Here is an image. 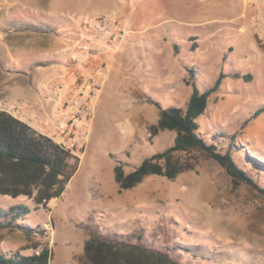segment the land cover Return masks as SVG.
<instances>
[{
    "label": "rangeland",
    "instance_id": "1",
    "mask_svg": "<svg viewBox=\"0 0 264 264\" xmlns=\"http://www.w3.org/2000/svg\"><path fill=\"white\" fill-rule=\"evenodd\" d=\"M188 68L200 93L225 76L196 120L198 134L221 153L232 148L237 165L264 188V0H0V88L2 80H50L38 90L43 97L64 90L58 133L42 129L46 116L29 100L0 101H28L42 113L36 130L57 141L62 125L87 122L73 101L100 86L87 142L73 141L80 163L64 193L46 206L0 195V223L25 208L16 225L42 232L27 239L1 230L0 255L46 249L48 264H91L84 248L92 237L140 236L173 249L183 264H264V196L246 185L233 189L214 160L176 154L192 169L174 181L149 176L125 191L115 181L118 164L133 172L174 144L175 132L151 131L155 103L183 104V91L192 92Z\"/></svg>",
    "mask_w": 264,
    "mask_h": 264
},
{
    "label": "trees",
    "instance_id": "2",
    "mask_svg": "<svg viewBox=\"0 0 264 264\" xmlns=\"http://www.w3.org/2000/svg\"><path fill=\"white\" fill-rule=\"evenodd\" d=\"M24 29L37 28L34 24H28ZM187 74L185 82L192 88V94L186 108L163 109L155 103L159 109V119L151 131L154 134L175 132L174 144L165 152L144 160L133 172L125 173L123 165L118 164L115 167V181L120 191L138 186L149 176L174 181L180 174L192 169L181 165L175 155L191 156L201 153L226 171L233 189L246 185L264 196V188L237 165L231 153L232 148L221 153L216 146L208 144L198 134L196 120L205 113L209 98L218 91L225 76L222 74L212 88L200 93L196 88L195 70L188 68ZM234 78L239 79L241 76L235 74ZM243 79L250 81L252 76L246 75ZM79 163V158L70 150L0 110V195L13 198L34 197L37 205L46 206L64 193L77 172ZM19 209L21 213L13 216L12 221L0 223V231L19 230L27 239L33 233L41 234L37 230L16 225L21 214L28 213L25 208ZM174 254L173 249L161 250L147 245L140 236L135 242L129 238L109 240L94 236L84 248V257L91 264H183ZM49 257L46 249L32 257L15 255L9 258L7 255H0V264H48Z\"/></svg>",
    "mask_w": 264,
    "mask_h": 264
},
{
    "label": "built area",
    "instance_id": "3",
    "mask_svg": "<svg viewBox=\"0 0 264 264\" xmlns=\"http://www.w3.org/2000/svg\"><path fill=\"white\" fill-rule=\"evenodd\" d=\"M90 28H92V26H90ZM84 48L86 49V47ZM99 87L100 86L98 85V87L92 90V93H89L86 96L80 94L78 98L73 101V106L78 109L79 115H81L82 118L88 117L87 122H84L81 126H78L76 123L62 125V134L59 136V139L56 141L50 137L58 145L70 150L72 154L73 151L71 149L75 147L74 145H76L73 144V141H76L75 143H77V145L82 143L83 146L87 142L88 134L86 129L90 120L92 119L90 115V106L92 105L94 94L99 91ZM0 110L10 114L15 119L25 123L37 131L34 126V121L39 119L42 116V113H34L28 101L19 100L16 98H8L0 101Z\"/></svg>",
    "mask_w": 264,
    "mask_h": 264
},
{
    "label": "crops",
    "instance_id": "4",
    "mask_svg": "<svg viewBox=\"0 0 264 264\" xmlns=\"http://www.w3.org/2000/svg\"><path fill=\"white\" fill-rule=\"evenodd\" d=\"M245 10L246 11L242 14V16L244 18H247V8H245ZM49 82L50 80L44 81L40 86L45 87L46 84H49ZM185 85L188 86L187 84ZM40 86H38L36 82L33 85L30 83H22V80H2V86L0 88V99L7 96H13L29 100L34 106L35 110L43 111L46 116V120L42 124V129H44L46 132H50L51 134H57L61 121H59L58 118L56 120V116L58 117V115H62L63 113L62 110L59 111V109H61V101L63 99L64 90L60 93L59 96L58 94L54 93L50 96V98H45L38 93H41V91H38L41 90ZM183 92L184 101L183 104L178 108L184 109L186 108L192 92L188 90H184ZM37 132L50 138V135L46 134L43 131Z\"/></svg>",
    "mask_w": 264,
    "mask_h": 264
}]
</instances>
